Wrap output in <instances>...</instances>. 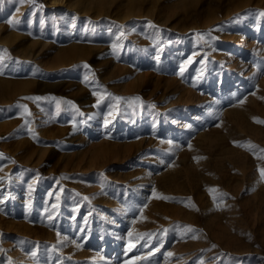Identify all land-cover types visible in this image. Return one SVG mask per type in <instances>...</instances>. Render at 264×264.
Returning <instances> with one entry per match:
<instances>
[{
  "label": "rangeland",
  "instance_id": "1",
  "mask_svg": "<svg viewBox=\"0 0 264 264\" xmlns=\"http://www.w3.org/2000/svg\"><path fill=\"white\" fill-rule=\"evenodd\" d=\"M262 170L264 0H0V264H264Z\"/></svg>",
  "mask_w": 264,
  "mask_h": 264
},
{
  "label": "bare ground",
  "instance_id": "2",
  "mask_svg": "<svg viewBox=\"0 0 264 264\" xmlns=\"http://www.w3.org/2000/svg\"><path fill=\"white\" fill-rule=\"evenodd\" d=\"M228 7V6H227ZM242 7V4L241 3H239V5H235L234 7H228V8H226V16L227 15H229L230 13H232V12H234L235 10H238V9H240ZM79 11V10H78ZM80 12V11H79ZM241 13V12H240ZM215 17V16H214ZM76 20H77V17H75V15H74V17H73V19H71V23H72V26H74V24L76 23ZM93 26H95V25H93ZM134 38V37H133ZM241 38V37H240ZM132 39V38H131ZM239 39V38H238ZM237 41H239V40H237ZM246 40H245V37H242L241 39H240V45H239V47L238 48H235V49H232V54H238V53H240V52H242V50L243 49H245V47H246ZM229 54H231L230 52H229ZM59 55V54H58ZM229 58H231V57H229ZM235 59V58H234ZM229 61H231V59L229 60ZM133 249V248H132Z\"/></svg>",
  "mask_w": 264,
  "mask_h": 264
},
{
  "label": "snow or ice",
  "instance_id": "3",
  "mask_svg": "<svg viewBox=\"0 0 264 264\" xmlns=\"http://www.w3.org/2000/svg\"><path fill=\"white\" fill-rule=\"evenodd\" d=\"M262 172H264V170H262ZM169 255H171V253H169Z\"/></svg>",
  "mask_w": 264,
  "mask_h": 264
}]
</instances>
